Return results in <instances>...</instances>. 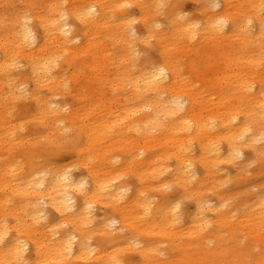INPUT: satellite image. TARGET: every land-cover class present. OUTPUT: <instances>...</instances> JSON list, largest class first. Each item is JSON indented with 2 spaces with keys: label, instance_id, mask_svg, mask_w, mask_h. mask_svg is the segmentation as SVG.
Listing matches in <instances>:
<instances>
[{
  "label": "clouds",
  "instance_id": "obj_1",
  "mask_svg": "<svg viewBox=\"0 0 264 264\" xmlns=\"http://www.w3.org/2000/svg\"><path fill=\"white\" fill-rule=\"evenodd\" d=\"M0 264H264V0H0Z\"/></svg>",
  "mask_w": 264,
  "mask_h": 264
},
{
  "label": "rangeland",
  "instance_id": "obj_2",
  "mask_svg": "<svg viewBox=\"0 0 264 264\" xmlns=\"http://www.w3.org/2000/svg\"><path fill=\"white\" fill-rule=\"evenodd\" d=\"M189 7H191L190 5H189ZM200 78L202 79V80H204L206 83L207 82H209V81H212V80H214L215 79V76H214V74L213 73H211V72H208V73H202V74H200ZM90 80V81H89ZM86 83H89V84H94L95 83V80L94 79H91L90 77H89V79H88V81H86ZM105 146V145H104ZM70 157H62L61 159H69ZM55 218H53V220H54Z\"/></svg>",
  "mask_w": 264,
  "mask_h": 264
},
{
  "label": "bare ground",
  "instance_id": "obj_3",
  "mask_svg": "<svg viewBox=\"0 0 264 264\" xmlns=\"http://www.w3.org/2000/svg\"><path fill=\"white\" fill-rule=\"evenodd\" d=\"M201 74H202V73H201ZM90 78L95 80L94 76L91 75V74H90ZM89 81H90V80H89ZM109 146H110V145H105V146H104V147H105V150H106ZM153 147H155V145H154ZM53 218H55V216H53ZM55 219H56V218H55ZM55 219H54V220H55Z\"/></svg>",
  "mask_w": 264,
  "mask_h": 264
}]
</instances>
